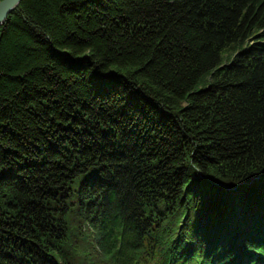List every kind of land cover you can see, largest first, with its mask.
<instances>
[{"label":"trees","instance_id":"obj_1","mask_svg":"<svg viewBox=\"0 0 264 264\" xmlns=\"http://www.w3.org/2000/svg\"><path fill=\"white\" fill-rule=\"evenodd\" d=\"M0 264H264V0H22Z\"/></svg>","mask_w":264,"mask_h":264},{"label":"water","instance_id":"obj_2","mask_svg":"<svg viewBox=\"0 0 264 264\" xmlns=\"http://www.w3.org/2000/svg\"><path fill=\"white\" fill-rule=\"evenodd\" d=\"M22 0H1L0 1V27L3 26L8 16L20 5Z\"/></svg>","mask_w":264,"mask_h":264}]
</instances>
